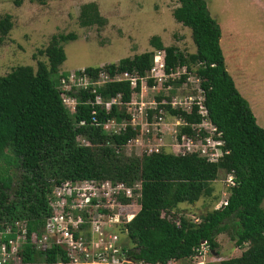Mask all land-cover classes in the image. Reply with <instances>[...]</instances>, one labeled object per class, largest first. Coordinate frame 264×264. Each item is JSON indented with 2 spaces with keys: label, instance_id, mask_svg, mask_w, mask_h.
<instances>
[{
  "label": "trees",
  "instance_id": "16d2710c",
  "mask_svg": "<svg viewBox=\"0 0 264 264\" xmlns=\"http://www.w3.org/2000/svg\"><path fill=\"white\" fill-rule=\"evenodd\" d=\"M176 1L178 5L171 12L177 22L190 29L193 52H185L176 44L165 45L160 35L154 34L149 38L151 50L83 70L90 78L100 70L110 75L125 70L143 74L152 64L153 50L164 49L168 68L195 67L209 117L222 132L229 152L217 162L195 153L177 155L164 148L149 155L126 154L123 146L137 130L127 124L119 133L111 134L103 124L129 119L123 103L104 106L118 94L122 102L127 101L129 83L109 81L87 89H63L58 78L66 58L63 42L74 39L75 34H53L39 51L46 60H37L36 68L16 65L0 75V229L24 219L29 232L41 234L45 219L52 213L47 198L55 185L65 180L107 178L128 185L140 181V208L126 223L127 254L136 262L186 260L190 264L201 242L218 253L216 237L228 232L235 245L244 249L239 256L214 264H264V127L257 123L255 112L226 70L222 28L211 15L208 0ZM11 18L10 14H0V43L12 28ZM78 22L83 27L103 26L107 19L97 2L88 1L80 6ZM60 75L66 77V72ZM61 93L75 98V112L65 106ZM170 93H174L173 88ZM97 95L101 104L95 102ZM164 106L168 116L180 114L187 122L178 126V137L195 136L189 124L200 121L196 105L190 112ZM78 136L90 144L79 143ZM228 173L233 174L236 184L227 189L226 205L209 209L197 220L179 214L178 204L182 202L193 204L201 197H213L216 202L219 197L213 195L212 182ZM59 249L53 245L46 248L43 264H52ZM41 252L33 243L26 244L23 257L35 261Z\"/></svg>",
  "mask_w": 264,
  "mask_h": 264
},
{
  "label": "built area",
  "instance_id": "2783aa9c",
  "mask_svg": "<svg viewBox=\"0 0 264 264\" xmlns=\"http://www.w3.org/2000/svg\"><path fill=\"white\" fill-rule=\"evenodd\" d=\"M167 68L164 52L155 50L152 64L143 74L125 70L110 75L107 71L100 70L95 77L90 78L81 69V73L72 71L67 74L61 84L63 89H87L109 81L129 83L130 97L127 101L122 102L118 94L104 102L106 108L112 103H123L129 119H121L120 122L112 119L103 124L104 130L111 134L119 133L127 124L137 130L135 136L123 146L128 155H149L164 148L177 155L195 153L209 162L219 161L229 150L225 147L222 132L209 117L200 77L188 71L185 65ZM181 75L184 76L183 81L177 87V92L171 94V89H174L171 86L172 80L179 79ZM163 86H168L167 93L159 94ZM181 88L187 89L186 92H181ZM148 90L154 92L150 98L143 95ZM60 95L65 106L75 112V98H70L66 93ZM156 95L161 98L157 99ZM95 102L102 103L99 95L95 97ZM164 105L186 112H190L196 105L200 121L189 126L195 136H198L194 138L195 136L182 134L178 137V126L186 125L187 122L180 114L168 116ZM166 136H169V142ZM77 140L84 145L90 144L81 136ZM222 180L226 187L236 184L232 173L226 174ZM227 195L224 191L215 208L227 203ZM140 196V181L128 185L123 181L110 179L65 180L56 185L47 198L52 213L46 218L41 234L37 230L29 232L24 219L16 220L14 224L7 223L5 228L0 229V264H43L47 258L45 249L51 245L60 248L57 259L52 264H146L136 262L127 254L129 245L125 241L126 223L137 213ZM30 243L42 251L39 260L24 259L22 251ZM205 252V249H200L194 258H202ZM199 262L201 260L196 264H200Z\"/></svg>",
  "mask_w": 264,
  "mask_h": 264
},
{
  "label": "rangeland",
  "instance_id": "374dc122",
  "mask_svg": "<svg viewBox=\"0 0 264 264\" xmlns=\"http://www.w3.org/2000/svg\"><path fill=\"white\" fill-rule=\"evenodd\" d=\"M88 1L97 2L101 15L107 19L105 25L80 26L79 9ZM207 4L222 28L221 44L227 69L231 73L236 70L239 78H245L242 82L239 80L238 85L247 100L252 97L254 102L249 99V105L257 123L264 127V0H208ZM177 5L176 0H0V14H10L13 22L0 43V75L16 65L36 68L37 60H46L45 54L39 51L46 47L53 34L59 33L75 34L74 39L63 42L66 58L59 70L66 75L151 50L149 38L154 34L160 35L165 45L176 44L185 52H193L190 29L172 15ZM60 72L61 83L65 78ZM244 72L252 74V78H247ZM171 86L176 91L180 84L173 82ZM161 89L159 94H166L168 86ZM186 90L180 89L181 92ZM143 95L150 98L154 92L148 90ZM220 176L212 182L213 195L219 197L217 204L225 188ZM213 201V197H201L193 204L179 203V214L196 219L214 208L216 202ZM216 240L218 253L206 248L200 264H214L239 256L244 249L235 245L228 232L220 233ZM196 261L191 258L190 264ZM181 263L187 264L186 260Z\"/></svg>",
  "mask_w": 264,
  "mask_h": 264
},
{
  "label": "clouds",
  "instance_id": "9594fccd",
  "mask_svg": "<svg viewBox=\"0 0 264 264\" xmlns=\"http://www.w3.org/2000/svg\"><path fill=\"white\" fill-rule=\"evenodd\" d=\"M163 52H164V59H165V51H164V49H161ZM154 53H155V50H153V55H154ZM152 61H153V56H152ZM165 63H166V61H165ZM186 66V68H187V70L188 71H191V72H193L194 74H196L197 75V73H196V69H195V67L194 68H192V69H189L188 67H187V65H185ZM198 76V75H197ZM182 78V75H181V77L179 78V79H175V80H172L173 82H175V81H179V84H181V82L183 81V79H181ZM200 82H201V78H200ZM203 89V88H202ZM203 91H204V89H203ZM175 92V91H174ZM172 94V93H171ZM204 96H205V94H204ZM78 141V140H77ZM79 142V141H78ZM80 143V142H79ZM97 179H107V178H97ZM220 179H222V178H220ZM111 180V179H110ZM113 181H116V180H113ZM224 184V183H223ZM56 186V185H55ZM224 186H225V184H224ZM229 187H226L225 186V188H224V190L223 191H226L227 192V194H229V192H228V189ZM227 198H228V195H227ZM218 201V200H217ZM217 201H216V203H215V206H216V204H217ZM139 203V202H138ZM48 204V203H47ZM227 204V203H226ZM225 204V205H226ZM215 206H214V208L213 209H219V208H221V207H223V206H221V207H219V208H215ZM48 207H49V209H50V206H49V204H48ZM139 208H140V205H139ZM51 210V209H50ZM139 210V209H138ZM196 220H197V218H196ZM26 221V220H25ZM45 221H46V219H45ZM131 221V220H130ZM52 246V245H51ZM35 247V246H34ZM50 247V246H49ZM48 248V247H47ZM206 248L207 249H209V247H208V245L206 244V242L205 241H203V242H201V245H200V249L201 250H203V249H205L206 250ZM24 250V249H23ZM40 250V249H39ZM45 251H46V249H45ZM23 252V251H22ZM198 252H196V254H197ZM206 253V252H205ZM23 254V253H22ZM196 254H194L193 256H192V259H196L197 261L198 260H201V258H194V256L196 255ZM196 261V262H197ZM171 262L172 261H170L169 262V264H171Z\"/></svg>",
  "mask_w": 264,
  "mask_h": 264
},
{
  "label": "crops",
  "instance_id": "0c3cea01",
  "mask_svg": "<svg viewBox=\"0 0 264 264\" xmlns=\"http://www.w3.org/2000/svg\"><path fill=\"white\" fill-rule=\"evenodd\" d=\"M225 64H226V70H227V72L230 74V76L232 77V79H233V81H234V83L235 84H237L238 85V83H239V80H241V82H242V80L243 79H245V78H239V75L237 74V71L235 70V71H233L232 73L230 72V71H228V69H227V62H226V59H225ZM244 74H245V76L247 77V78H252V74H247V73H245L244 72ZM238 87L240 88V86L238 85ZM241 90V89H240ZM242 91V94L245 96L246 95V93L243 91V90H241ZM156 96H159V95H156ZM157 98V97H156ZM252 98V97H251ZM250 97H249V99L251 100V102L253 101L252 99H251ZM249 99L247 100L248 102H249ZM254 102V101H253ZM252 102V103H253ZM127 244H128V242H127ZM129 245V244H128ZM39 250V249H38ZM40 251V250H39ZM39 260V259H38ZM36 261V260H35ZM171 260H169L168 262H167V264H169V262H170ZM146 264H148V263H146ZM171 264H181V261H179V260H172V262H171Z\"/></svg>",
  "mask_w": 264,
  "mask_h": 264
},
{
  "label": "water",
  "instance_id": "95a60500",
  "mask_svg": "<svg viewBox=\"0 0 264 264\" xmlns=\"http://www.w3.org/2000/svg\"><path fill=\"white\" fill-rule=\"evenodd\" d=\"M213 251V250H212ZM214 252V251H213ZM214 254H215V252H214Z\"/></svg>",
  "mask_w": 264,
  "mask_h": 264
}]
</instances>
